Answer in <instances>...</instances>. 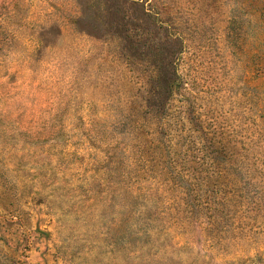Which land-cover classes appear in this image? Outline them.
Instances as JSON below:
<instances>
[{"label": "rangeland", "instance_id": "374dc122", "mask_svg": "<svg viewBox=\"0 0 264 264\" xmlns=\"http://www.w3.org/2000/svg\"><path fill=\"white\" fill-rule=\"evenodd\" d=\"M0 264H264V0H0Z\"/></svg>", "mask_w": 264, "mask_h": 264}]
</instances>
